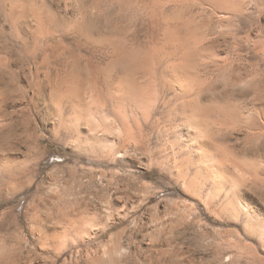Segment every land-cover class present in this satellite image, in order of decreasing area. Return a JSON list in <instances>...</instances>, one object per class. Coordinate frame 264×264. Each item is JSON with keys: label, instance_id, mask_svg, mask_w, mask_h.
Returning <instances> with one entry per match:
<instances>
[{"label": "rangeland", "instance_id": "obj_1", "mask_svg": "<svg viewBox=\"0 0 264 264\" xmlns=\"http://www.w3.org/2000/svg\"><path fill=\"white\" fill-rule=\"evenodd\" d=\"M24 1L30 11L42 9L52 19L59 17L65 3V0ZM240 1L244 2L243 9L228 15L213 11L208 2H195L191 14L205 22V29L210 30L208 40H215L218 57L226 65L219 68L217 62L208 61V57L198 58L196 53H191L190 58L196 60L192 65L194 71L209 79L216 75V80L212 78L214 85L224 93L229 91L233 102H237L240 119H228L229 125L214 129L217 128L221 137L225 135L223 142L227 146L262 166L259 177L264 182V0ZM13 2L0 0V154L11 162L9 173L0 177V201L4 203L0 208V264H264V184H256L247 170L245 173L232 168L239 176L249 177L245 194L256 196L259 204L255 209L258 207L256 212L260 218L255 217V221L263 223L261 226H245V214L233 218L222 211L227 201L226 188L213 196L212 184L206 181L201 193L188 191L189 194L175 181L176 175L175 179L172 176L177 165L171 161L164 163L166 145L181 139L182 135L185 138L188 130L185 122H176L182 108H173L176 105L172 107L169 99H158L145 113L142 109L130 110L127 114L130 127L132 130L138 127L135 129L140 133L135 129L134 132L142 143L116 162L111 161L109 151L119 144L116 133L120 124L111 102H106L101 112L104 111L106 119L111 117L115 134L109 131L112 134L107 132L95 138L88 129H72L64 119L70 114L68 111L61 118L48 116L44 111L51 103L49 95L57 71L62 73L65 69L67 77L73 66L78 65L80 69L88 52L78 46L71 32H58L49 43L33 42L25 50L23 34L12 26ZM113 3L101 0L99 5L102 9L106 7L96 19L103 20L109 28L118 20L116 25L123 27L121 33L145 45L149 34L144 24L146 17L132 10L125 16V10ZM29 24L36 25L31 15ZM70 53L76 57L79 54L83 59L78 62L74 56L77 60H71L78 63L74 61L76 65L72 63V66ZM43 56H46L45 62L41 60ZM83 66L80 72H92L87 69L90 67ZM92 110L94 119L99 120L100 112ZM231 121L237 124L234 126ZM77 135H82L80 140ZM179 154L182 156V152ZM189 168L185 172L188 170L189 176L194 175V167Z\"/></svg>", "mask_w": 264, "mask_h": 264}, {"label": "bare ground", "instance_id": "obj_2", "mask_svg": "<svg viewBox=\"0 0 264 264\" xmlns=\"http://www.w3.org/2000/svg\"><path fill=\"white\" fill-rule=\"evenodd\" d=\"M111 1L117 3L120 9L125 10L124 12L125 16L126 14L128 15L129 11L132 10L135 11V13L139 12L146 17L144 18L147 21L144 24L147 25L149 34L146 39L145 45L138 43L135 40L134 41L130 40L131 37L128 36L129 34L126 35L128 36L126 37L123 31H122L123 33H121L120 29H122L123 27L122 28L119 27L121 26V24L116 25L117 24L116 22L118 20L115 23L113 22L115 25L112 28H109L107 27L105 22H103V20L101 22L96 19L97 16L102 12V10L105 9L107 5V3H105L106 5H104L105 7L103 6L102 9V7L99 5V2H101V0H65L63 12L61 11L60 14L57 12L59 14V17L57 19L49 18V16L42 13L43 11L42 9H37V10L34 9L30 11L31 8L29 7V4H27L24 0H14L12 4V6L14 5V9L11 6L12 10H15L14 14H12L13 11L10 10L12 11L11 12L12 15L11 14L8 15L9 16L11 15L13 18L12 26L14 27V30L16 29L18 33L23 34V36L21 37L25 39V41L23 39L25 43L23 47L25 50L29 44H31L32 46L33 42L40 44L43 41H48L49 43L50 38L56 35V33L58 32H61L63 34L71 32V34L74 35V37L76 38V41L79 44L78 46L85 48L89 54V55L87 53H85L86 55L83 54L84 55L83 58L85 60L84 63L82 62L84 65L82 66L83 68L90 67L91 69L87 68L88 70L92 71L90 74H86L85 73L86 71L80 72L81 70H83L81 69L82 66H80L81 69L80 70L78 65H76V63L74 62L77 59L78 62H81V60L79 59H83V58L81 55L79 57V54H82V52H80L77 55L78 57H76L75 54L73 55L72 53H70V55L72 54L71 56L73 58L72 57L70 58L69 54L67 55L69 56L68 58L70 59V61H73V62L70 61L67 62L68 63L70 62L71 64L74 63L77 68L73 66V64L72 66L76 68V70L79 69V72H76L74 68H72L73 69L72 70L71 67L66 66L69 67V70L71 69L70 71H68L66 77L65 76L66 73L64 72L65 69H63L64 71L62 73L59 72L61 70L57 71L56 73L57 75H55V78L56 76L57 78L55 81L53 80L55 84L52 82L54 85L53 87H51L52 85L50 86L51 94L49 95V97H51V103L49 104L50 100L49 101L47 100L49 105L45 106L44 112H46L48 116L54 115V116H60L61 118V116H63L62 114L68 111L70 112V114L66 116L64 119L65 121H68L65 123H68V126L70 125L72 129L77 128L79 130L80 128L83 131L88 129L92 133H94L93 135L89 131L91 135L95 136V138L101 136V134H106L107 132L110 135L111 132L109 131H113L115 127L111 122L112 120H110L111 117L109 119L103 117L105 116V114L104 111L101 112V110L102 109L105 110L104 108L108 103V101L111 102L113 106L112 107L113 112H114V106L120 105L121 85L117 80L113 79V72L111 71V69L116 67L117 65H126L127 69L124 72L125 77L128 75L129 72L134 73L135 77L139 82L140 91L142 94L141 102H140V110L142 109L143 111L141 112L145 113L148 112L150 109H152L154 103H156L158 99L160 100L169 99L168 101L169 104L173 102L171 103V106L172 104L176 105V107L173 105L174 106V107L172 106L173 108L176 109L178 108V106H179V110L182 108L181 109L182 112L180 113V115L183 118L182 122L183 123L185 122V125L188 126L187 133L185 132L187 135H185L186 136L185 138L183 137V135L181 136L182 138L180 137L183 140L179 139L178 138L179 136L178 137L176 136L179 140L176 141L174 139L175 141L173 143H171L172 142L171 141L170 144L167 145L164 144L163 146L164 149L166 145L165 150L167 153L166 154L167 158L165 162L164 161L163 162L166 164V162L171 161L172 163L177 165L178 169L176 170V173L172 175L173 177L174 175H176V179L174 177L175 181L177 183L179 182L184 187L185 190L187 189L186 190L187 192L192 191L194 193L195 192L198 193L199 191L201 193L202 190L201 188L204 187L205 182L210 181L212 184L211 189L212 192L214 193L213 196H215L217 193L221 191L223 192L224 189L226 188L227 191L225 192V198L227 199V201L226 203L224 202L225 205L223 204L224 207L222 206L223 208L222 211L224 210L225 212L227 211L230 215L233 216V218L235 216L240 217L243 214H245L246 215L245 226L263 225V223L260 225L261 222L257 223L255 221L256 219L255 217H259L256 212L259 210L258 207L257 209H255L256 206L259 204V202L255 198L256 196L248 197L247 196L248 194L247 195L245 194L247 185L249 183V181L247 182L249 177H242L243 175L239 176L237 172H234L235 169L234 170L232 169V168H236V169L238 168L242 172H245L247 170L248 174L252 173L253 175V178L252 176H250L251 179H254V182L259 183L261 186L262 183L264 184L263 180L260 179L261 176L259 177L262 166H260L258 163H254L253 161L251 162L250 160H248L247 159L248 157L245 154L243 155V153L241 155L240 151H239L240 154L237 153L238 150H236L237 152L234 151L235 149L234 150L233 148L231 149L232 146L231 147H229V145L227 146L226 142H223L225 140L224 139L225 135L222 133L223 137H221L222 135L220 136L218 134L217 128L216 130L214 129L215 126H220V125L222 127L223 125L227 126L226 124L229 123V122L227 123L228 119L231 120L234 119L237 120L236 118L240 119L238 117L239 116L238 110L240 108L238 109V105H236L237 102L236 103L233 102V97H231V95L228 94L230 93L229 91L228 93L227 92L224 93L223 90H219V88H217L218 87L217 85H216L217 87L214 85L215 82H213V79L216 80L215 78L216 75L212 77L213 79L204 78L201 70L200 73L202 74L200 75L198 72L192 69L193 68L192 65H194L193 62H196V60L193 61L195 58L193 60H191L190 58L191 53H196L198 58L208 57L210 58V60L208 61L211 62L212 60L215 61V63L217 62L216 65H218L219 68L224 67L226 65V62L218 57V50H215L216 49L214 42L215 40L214 41L208 40V33L210 32V30L208 32L205 29L204 27L205 22L200 20L198 21L194 16V14H191L195 2H203L204 4L205 3L207 4L208 2L211 4L210 6L213 7V11L216 10L217 13L222 12L226 15L236 11L239 12L238 10L243 9L244 2L240 0L238 1L237 0H111ZM110 3L111 2H109V4ZM36 7L38 8L40 6L38 5ZM166 7H168L167 12H165ZM195 14L197 15V13ZM30 15L33 16V18L36 21V25L34 27L31 24H29ZM220 15L221 14H219V16ZM104 19H106L105 21H107V17ZM58 21H63L69 26L75 25L76 27L72 28L71 31H68L65 28L61 27V25L57 23ZM207 40L210 42H208ZM47 45L49 46V44H46V46ZM37 47L41 48V45ZM81 47H79V49H81ZM162 50H166L170 54V58L168 59V66L165 68L161 67L160 61L158 59L159 53ZM45 51L43 53L46 55ZM39 55H41V53ZM46 56H43L41 60L45 59L43 60L45 62ZM62 58H65V56L63 55ZM74 58L76 60H71ZM197 61L199 62L198 59ZM68 63H66L65 65H68ZM208 79L210 80L209 82L211 81L213 82L210 83L211 85L213 84L212 87L211 85H209ZM157 94H159V96H157ZM68 102H70L71 104L68 105ZM92 109L97 113L100 112L98 113L99 115L101 114L100 116L98 115L99 117H101L99 120L94 119V117L92 116V112H91ZM95 109L98 111H96ZM172 110L170 111L172 112ZM131 111H129L128 113L127 111H122V115L119 117L114 112V115L120 124V127L118 124L116 126H118L120 130H117L118 131L117 133L114 132L115 131L114 130L113 134L116 133L120 141L119 144L116 145L117 147L114 146L115 148L113 147V149L109 151V157L111 161L113 160L114 162H116V160L126 158L132 150H136L142 143L141 137L138 135V133L140 132L137 131V129H135L138 127L134 128L138 133H135L136 131L134 132V129L132 130L130 127L131 123H129L127 114H129ZM166 112L167 111H165V113ZM147 116L150 115L147 114ZM112 119L114 120V118ZM237 121L234 122V124L232 121H231L232 123L231 122L230 123L235 126L237 124ZM114 123L116 124V122ZM61 124L63 125L64 123ZM78 132L79 134L81 133V131ZM178 133L180 135V132ZM77 136L79 138L77 139L80 140V137L82 135H80V137L79 135ZM99 145L100 143L98 144V146ZM178 152H180L179 155H181L182 152V156H178ZM103 154L105 155V153ZM245 156L247 158H245ZM188 166L190 168L194 167L195 169L194 175L189 176L187 173L189 172L188 170L187 172H185L186 170L185 168L186 167L189 168ZM173 170L174 169H172V171ZM198 176L203 178V182L199 184H195L196 177ZM246 178L248 179L246 180ZM188 193L190 194V192ZM250 228L249 230H251ZM47 236L48 235H46V237ZM46 237L44 238V240L46 239ZM41 238L43 239V237H40V239Z\"/></svg>", "mask_w": 264, "mask_h": 264}, {"label": "snow or ice", "instance_id": "obj_3", "mask_svg": "<svg viewBox=\"0 0 264 264\" xmlns=\"http://www.w3.org/2000/svg\"><path fill=\"white\" fill-rule=\"evenodd\" d=\"M61 27L65 28L68 31H71L72 28H75V25L69 26L63 21H58ZM170 58V54L166 50H162L159 53L158 59L160 61L161 67L165 68L168 66V59ZM127 69L126 65H117L116 67L112 68L111 71L113 72V79L117 80L121 85V93H120V105L114 106V112L119 117L122 115V111H130L140 110V102H141V91L140 86L137 78L135 77L134 73L129 72L128 75L125 77L124 72ZM183 118L177 116L176 122L182 124ZM123 163V161H122ZM11 168V162L8 157L3 154H0V177L6 176L9 173ZM203 182L202 177H196L195 184H199ZM211 187V185H210ZM31 191V189H28ZM2 195V192H0ZM4 207V203L0 201V208ZM37 246H39V242H37Z\"/></svg>", "mask_w": 264, "mask_h": 264}]
</instances>
